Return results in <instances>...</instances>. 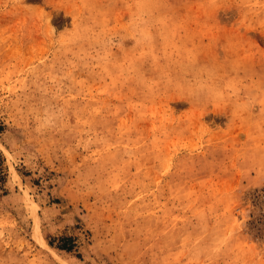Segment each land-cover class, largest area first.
I'll list each match as a JSON object with an SVG mask.
<instances>
[{"label": "rangeland", "instance_id": "1", "mask_svg": "<svg viewBox=\"0 0 264 264\" xmlns=\"http://www.w3.org/2000/svg\"><path fill=\"white\" fill-rule=\"evenodd\" d=\"M0 264H264V0H0Z\"/></svg>", "mask_w": 264, "mask_h": 264}]
</instances>
